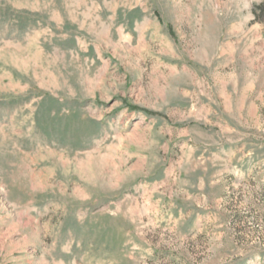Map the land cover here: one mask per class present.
I'll use <instances>...</instances> for the list:
<instances>
[{
  "label": "rangeland",
  "instance_id": "1",
  "mask_svg": "<svg viewBox=\"0 0 264 264\" xmlns=\"http://www.w3.org/2000/svg\"><path fill=\"white\" fill-rule=\"evenodd\" d=\"M0 264H264V0H0Z\"/></svg>",
  "mask_w": 264,
  "mask_h": 264
}]
</instances>
